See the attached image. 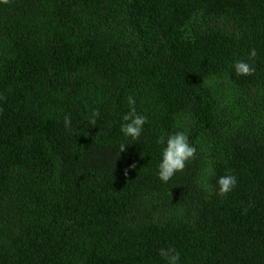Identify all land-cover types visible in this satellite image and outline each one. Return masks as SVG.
Masks as SVG:
<instances>
[{"label": "trees", "instance_id": "obj_1", "mask_svg": "<svg viewBox=\"0 0 264 264\" xmlns=\"http://www.w3.org/2000/svg\"><path fill=\"white\" fill-rule=\"evenodd\" d=\"M176 131L197 154L162 183L155 141ZM162 247L264 264V0L0 2V264H165Z\"/></svg>", "mask_w": 264, "mask_h": 264}, {"label": "clouds", "instance_id": "obj_2", "mask_svg": "<svg viewBox=\"0 0 264 264\" xmlns=\"http://www.w3.org/2000/svg\"><path fill=\"white\" fill-rule=\"evenodd\" d=\"M7 2V0H0ZM257 57L255 48L249 50L248 61H254ZM246 60H237L231 68L237 76H251L255 72L252 63ZM136 98L133 95L127 97L128 111L121 117L120 132L125 140L137 141L142 136L144 126L148 123V116L137 111ZM100 117L98 109L86 110L83 120L86 126L97 124ZM65 126L70 131H76L72 126L70 116L64 118ZM156 144L161 146L160 158L157 164V177L162 183H168L178 172H182L187 163L197 154V148L189 141V135L185 131H176L170 134H161L156 138ZM129 143H121L118 146L120 152H123ZM135 164L130 168H135ZM127 175V170H125ZM238 178L230 171L220 176L216 181L217 194L226 196L237 186ZM159 256L163 258L165 264H181L180 253L174 247L160 248Z\"/></svg>", "mask_w": 264, "mask_h": 264}]
</instances>
